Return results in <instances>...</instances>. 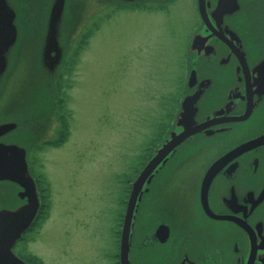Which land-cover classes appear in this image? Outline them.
<instances>
[{
    "label": "flooded vegetation",
    "instance_id": "af4514ba",
    "mask_svg": "<svg viewBox=\"0 0 264 264\" xmlns=\"http://www.w3.org/2000/svg\"><path fill=\"white\" fill-rule=\"evenodd\" d=\"M27 1L9 0L16 26L10 68ZM57 1L31 2V7L38 4L34 13L35 31H40L38 46L49 35ZM170 1L109 0L104 4L100 0L96 4L135 13L158 10ZM71 2L64 0L56 24V31L60 30L56 41L63 49L64 42L67 47L87 45L90 32L85 28L79 37L75 33L76 20L68 14ZM204 4L206 23L201 18L189 40L180 96L140 170L171 132L180 133L187 126L198 129L168 153L145 182L133 225L131 264H264V0H204ZM194 35L197 39L190 49ZM34 67L41 74L40 67ZM188 106L190 115L184 119ZM6 112L3 109L0 116V212L26 203L24 188L8 177L9 170L17 171L8 165L9 147L25 149L32 170L35 150L52 144L60 129L34 141L40 137L42 114H36V125L20 116L9 119ZM8 125L11 129H5ZM25 132L33 136L32 141L24 138ZM31 234L27 230L16 244L21 256Z\"/></svg>",
    "mask_w": 264,
    "mask_h": 264
},
{
    "label": "rangeland",
    "instance_id": "374dc122",
    "mask_svg": "<svg viewBox=\"0 0 264 264\" xmlns=\"http://www.w3.org/2000/svg\"><path fill=\"white\" fill-rule=\"evenodd\" d=\"M99 1L72 0L71 10L69 3L78 37L92 30L64 90L69 134L59 147L35 150L32 167L45 179L50 206L24 251L40 264H118L128 186L169 123L186 49L201 22L196 0L135 13L104 5L109 0L97 6ZM27 2L13 64L0 89V116L4 109L9 119L20 116L37 125L36 114H42L38 141L60 124L52 119L54 81L34 67L41 66L36 52L43 45L35 31L38 4ZM63 46L67 55L73 44Z\"/></svg>",
    "mask_w": 264,
    "mask_h": 264
},
{
    "label": "water",
    "instance_id": "95a60500",
    "mask_svg": "<svg viewBox=\"0 0 264 264\" xmlns=\"http://www.w3.org/2000/svg\"><path fill=\"white\" fill-rule=\"evenodd\" d=\"M197 1L199 14L202 21L206 23L207 15L204 0ZM63 2L64 0H58L53 7L48 31L49 35L43 43L41 56L42 66L45 67L52 75H54L55 70L62 59L60 49L57 47L56 33L58 31H56V24L58 22V16L62 12ZM14 19V8L10 4L9 0H0V86L8 70L11 52L16 42V26ZM196 39L197 36H194L191 47ZM52 52H56L54 57H51ZM190 108V106L186 108V113L183 114L184 119L187 118V116L189 117ZM11 126L12 125L5 126V129H11ZM197 129V127L187 126L180 133H178L177 130L171 132L168 138L156 149L154 155L138 174L136 180L132 183L120 234V264H130V240L133 221L135 218L137 202L140 199L145 182L149 181L148 179L151 177L152 172L160 161L181 141L197 131ZM25 158V149L17 150L15 146L9 147L8 165L11 167L12 165L13 167L16 166L17 171L9 170L8 177L14 182L16 181L19 183L24 188L23 196L26 198V203L17 210H4L0 212V264H26L14 254L13 247L16 241L21 237L22 233L31 224L37 212L39 202L34 188V183L27 170ZM215 167L216 165L208 172V176L212 173Z\"/></svg>",
    "mask_w": 264,
    "mask_h": 264
},
{
    "label": "trees",
    "instance_id": "16d2710c",
    "mask_svg": "<svg viewBox=\"0 0 264 264\" xmlns=\"http://www.w3.org/2000/svg\"><path fill=\"white\" fill-rule=\"evenodd\" d=\"M73 57H75V56L73 55ZM74 59H76V57ZM65 60H66L65 63L61 65V69H62L61 78H63L64 75L70 76V72L73 71L72 69H74V64L73 63H75V61L74 60H71L69 57L68 58H65ZM59 87L62 88L61 86H59ZM60 103L63 104L62 106L64 108V112H66L65 111L66 106L64 105V101L63 102L60 101ZM59 120L62 121V126L63 127H66V129H67L68 128V125H67L66 120L64 118H59ZM59 124H60V122H59ZM59 134H61L60 129H59ZM56 143H58V141H56ZM38 185L41 188V191L40 192L42 193V203H41L39 215H38L37 220H36L37 221V226L39 225V222L42 219H44L45 216L47 215V212H48L47 209L50 206V203H49V200H48V198H49V194H48L49 188L45 184V179H44V177H43V175L41 173H40V182L38 183ZM129 189H130V186H128V191H129ZM26 257L28 259H30L33 262V264H40L38 262V260H36L35 257H32V255H28V256L26 255Z\"/></svg>",
    "mask_w": 264,
    "mask_h": 264
},
{
    "label": "bare ground",
    "instance_id": "6f19581e",
    "mask_svg": "<svg viewBox=\"0 0 264 264\" xmlns=\"http://www.w3.org/2000/svg\"><path fill=\"white\" fill-rule=\"evenodd\" d=\"M68 89V88H67Z\"/></svg>",
    "mask_w": 264,
    "mask_h": 264
}]
</instances>
